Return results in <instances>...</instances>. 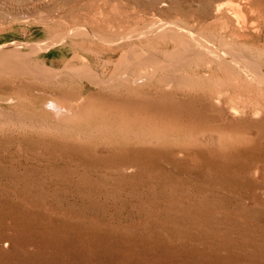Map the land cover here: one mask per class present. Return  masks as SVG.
Masks as SVG:
<instances>
[{
	"label": "rangeland",
	"instance_id": "374dc122",
	"mask_svg": "<svg viewBox=\"0 0 264 264\" xmlns=\"http://www.w3.org/2000/svg\"><path fill=\"white\" fill-rule=\"evenodd\" d=\"M86 18L144 51L134 77L175 46L122 38L153 20L264 70V0H0V41L30 50ZM82 37L29 55L60 79L0 70V264H264V85L208 57L171 70L188 82L98 84L80 66L108 78L121 50Z\"/></svg>",
	"mask_w": 264,
	"mask_h": 264
},
{
	"label": "bare ground",
	"instance_id": "6f19581e",
	"mask_svg": "<svg viewBox=\"0 0 264 264\" xmlns=\"http://www.w3.org/2000/svg\"><path fill=\"white\" fill-rule=\"evenodd\" d=\"M173 1H176V0H156V3H158L159 6L163 7V6L167 5L168 2L173 3ZM101 11H103V10L101 9ZM94 16H96L95 13H94ZM92 19H87V18L85 19L87 26H85V25H74V26L69 27V28L67 27V29L63 30L61 33L52 35L47 39H44V40L40 39L37 43L30 44L32 47L30 48V50H26V51L22 49L23 48L22 45H25V44L29 45V43H27V42H23V41H19V40H11V41H4V42L0 41L1 42V44H0V70H1V72L5 71V72H10V73H19V74H22L25 76L37 77V78H40V79L46 80V81L52 80V79H54V80L60 79L62 75L67 74V72L64 70V68H56V67H53L52 65L50 66L46 63H38V64L33 65L31 63L29 55H31L34 52H38L39 50L41 51L42 49H48L55 44L65 43L69 39L75 40L78 36H83V37H86L88 39H92V38L97 39V40L99 39L100 41H103L105 43H111V42L112 43L113 42L118 43V42H120L121 37L110 36V35H108V33H105L103 30H101V28L104 29V27L101 26V24L105 23L109 27H111L112 24L106 23V20L101 18L98 20V22L100 23V26H96L97 30L93 31L91 26L95 25V24H93L94 20L98 19V18H92ZM92 21H93V23H92ZM88 26L91 29H89ZM25 29H27V28H25ZM35 31H37V30H35ZM144 35H145V37H147V36H151V37H153V36L154 37H156V36H161V37L162 36H170L174 39L173 44L175 46L171 49H166L165 57L161 58L158 55L154 54L153 52L149 51V52H145L144 55L142 57L140 56V59H138V61L136 63H134L136 65L142 66L143 68H146L149 64L153 67L152 70L149 71L146 69L144 71H141V73L136 77L130 75L128 73V69L130 68L131 65L127 61L129 60L131 54L132 53L140 54V53H143L144 51L137 48V47L127 48L124 44L118 43L115 46H108V47L106 46L107 48L114 49L115 51L121 50L119 52L120 53L119 58L117 59V62H115L119 66H118V68L114 69L111 76H109L108 78L99 77L97 75V73L95 71H93V69L90 67L91 65L89 66L87 63H85V64L83 63L80 66L78 74L81 76H84V77L91 78V80L93 79L98 84L99 83L106 84L107 82L116 81L121 77H125L126 79L133 81V82H137V83H139L138 81H141L140 79L155 78L161 84H167L168 85V84H173V82H175V81L176 82H181V81H184V82L187 81L188 82V80L190 81V79H188L187 76H179L178 77L177 75L175 76V74L173 75L171 70H173L175 68H181V69L185 68L188 65V63H191L192 60H198V59L201 60L204 57H206V58L208 57L213 62L218 63L222 67L223 66L228 67L231 70V72L235 73L238 70H239V72L244 71L246 73V77H247L248 82H250V83L257 82L259 87H260V85L261 86L264 85V70L260 66L261 63L259 65L256 60L255 61L253 59L251 60V59H249V57L247 58V57L241 55L242 53L238 54L240 52L236 53V52H234L228 48H221V47L216 48L214 46H211L208 42H205L204 40H202L201 37L200 38H198L199 36L196 37L194 34L190 33V31L182 29L179 25L175 24L172 21L153 20L151 22L144 23L142 27H138L135 30L134 29L130 30L128 33H124V35H122V38L128 37V36L131 37V36H144ZM83 37H82V39H83ZM131 38H133V37H131ZM138 38H140V37H138ZM20 45L22 46V48ZM106 47L104 46L103 49H105ZM161 56H163V55H161ZM115 67H117V66H115ZM225 67H223V68H225ZM73 75H75V74H73ZM109 75H110V73H109ZM64 79H65V77H64ZM120 80H122V79H120ZM231 81H235V80L231 79ZM115 83H117V82H115ZM235 83H237V82H235ZM75 104H73V105H75ZM49 106L53 107V109H55L58 113L59 112L60 113H70V115H71L70 111L72 110V105H71V103L70 104L66 103V101H64V100L63 101L62 100L61 101L50 100Z\"/></svg>",
	"mask_w": 264,
	"mask_h": 264
}]
</instances>
